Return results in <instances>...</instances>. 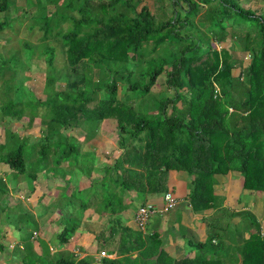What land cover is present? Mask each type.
<instances>
[{
    "label": "trees",
    "instance_id": "trees-1",
    "mask_svg": "<svg viewBox=\"0 0 264 264\" xmlns=\"http://www.w3.org/2000/svg\"><path fill=\"white\" fill-rule=\"evenodd\" d=\"M25 1L28 8L37 5L34 0ZM183 1L187 7L183 14L194 11L195 16L203 13L205 4L206 23L221 26L209 38L218 43L222 34L233 47L218 51L209 40L208 49L197 55L202 41L193 48L184 42L192 37L183 34V26L192 22L187 15L183 21L175 11L174 16L158 21L146 5H139L141 0H40L32 27L40 29L41 42L46 44L41 49L46 68L39 78L43 98L41 90L34 91V85L32 91L24 90L15 82L17 76L4 81L14 68L9 66L11 59L0 58V78L5 88L0 99V122L6 129L7 120L21 122L27 128L38 120L41 131L40 137L28 145L33 154L26 152L25 143L12 146L11 138L0 144V163L27 176L30 188L40 173L51 169H55V178L65 182V217L58 221L63 226L58 234L63 247L60 256L54 262L47 257L49 250L36 254L32 247H26L31 260L26 259V264L95 262L92 257L80 259L66 250L89 206L80 199L83 203L77 207L81 211L76 215L71 211L76 194L81 197L88 192V188L74 185L81 180L90 188L96 184L97 189H104L107 202L103 206L112 208L99 215L108 218L110 227L95 233L100 252L111 258H99L98 264H120L125 259L130 264H237L239 258L230 257L224 242L213 243L220 239L213 234L206 242L194 244L198 256L174 260L159 250L155 236L143 239L140 230L123 225L115 210L120 205L113 203L114 198L124 199V192H165L168 170L184 169L185 159L191 161L188 172L194 174L189 198L195 210L216 204L215 176L229 171L240 173L243 190L264 196V21L241 9L236 0ZM13 6L10 0H0V13L6 15ZM10 20L7 15L0 21V32ZM242 21L256 22L259 29L240 33L237 28L243 26ZM230 26L233 29L228 30ZM52 40L60 43L66 56L62 69L55 66L54 48L47 44ZM25 49L35 50L30 46ZM247 56L248 65L236 75L239 58ZM28 62L27 68L23 64V72L32 71V60ZM161 76H165L166 89L153 93ZM140 99L145 106L137 110L134 105ZM104 120L116 121L123 153L115 164L97 167L96 153L83 151L73 132L81 130L84 141H90L93 135L86 126L93 127L96 134ZM19 131L7 130V134L18 136ZM141 136H145L144 141ZM20 137L30 140L29 136ZM117 167L123 169L121 177L112 178L108 173ZM89 202L92 205L94 201ZM261 233L257 231L244 241L239 252L241 264H264ZM6 248L0 241L1 254Z\"/></svg>",
    "mask_w": 264,
    "mask_h": 264
},
{
    "label": "rangeland",
    "instance_id": "rangeland-1",
    "mask_svg": "<svg viewBox=\"0 0 264 264\" xmlns=\"http://www.w3.org/2000/svg\"><path fill=\"white\" fill-rule=\"evenodd\" d=\"M10 1L12 3H15V6L10 8L6 15L0 13V21L6 19L7 15L13 19L10 20L8 25L0 32V58H2L3 60L11 59L9 66L14 69L12 70V72H9L5 75V80L0 78V99L3 97L5 89L3 86L4 81H11V77L15 80L16 76L17 79L15 80V82H19L21 86H23L24 90H31L32 88L30 87L34 85V87H36L37 89L34 91L41 90L40 97L43 98L44 91L42 84L39 83V78L43 76L42 69L46 68L45 58L41 53L42 47H44V45L46 44H44V42H41L42 32L40 31V29L38 27H32L33 14L36 12V7L40 3V0H34L37 3L35 8H28L27 2L25 0ZM141 2L142 4L139 5H146L152 12V14L156 16V20L158 21H161L160 19H166L168 15H173L175 11L178 13L179 17L182 20L184 19L183 17L187 15L188 18L192 20V22L190 23V25L183 24V34H190L192 35V37L187 40L184 39V42L193 48L199 43L198 41L201 40L202 43L200 44L202 46L197 49V51H195L197 55L203 54L206 49H208L206 42L209 40L211 42V39L209 37L215 36L216 32H218L221 28L220 25L218 26L216 24L215 26H212L209 22L206 23V19L204 17V13L206 12L205 10L202 13L203 17L201 13L195 16L194 11L192 13L189 12L188 14H183V12L186 11L183 9L187 8L186 3L183 0H141ZM215 4H217V2H215ZM199 5L201 4L199 3ZM242 25L243 26H241L240 28L244 30L243 34H246L247 32L253 33V31L259 29V24L253 21H242ZM205 29L208 30L207 34L203 32ZM231 29H233V27L230 26L228 30ZM220 35L221 36H219V42H211V46L217 49L229 46H231L232 48L233 44L231 45L224 35ZM47 44L54 48L55 66L58 69L64 68L66 56L62 52L60 43L52 40L50 42L48 41ZM26 46L35 48L36 51L33 49L26 50ZM236 49H238V46ZM233 52L238 53V50H233ZM192 53V51L189 52V54ZM13 56H15V58H13ZM30 60H32V71L24 70L23 72V64L24 67L27 68V66L30 64V62L28 61ZM248 63V61L245 62V60L240 59L238 60L237 67L244 68ZM32 72L36 73V75L32 74ZM16 73L19 74L17 75ZM164 89H166L165 76H161L152 91L153 93H159ZM122 93L123 89L121 88L119 90L120 98L122 97ZM143 101L140 99L135 102L134 106L137 110H141L145 106ZM151 114L153 115V113ZM40 116L41 111H39L37 117L40 118ZM12 123L13 124H11V122H8L7 120L6 124L8 128L6 129L3 127L4 122H0V144L4 143L5 139L7 140L11 138L9 142H11L12 146L18 147L22 143H25L27 144L25 146L26 152L27 150H29V152L33 154L32 148H30L28 145H31V143L35 139H38L40 137V122L36 120L30 127L27 128L21 122ZM23 127L24 129H27L26 132L23 131ZM86 127L89 135H93V139H91L90 141H84V135H82L81 130H76L73 132L78 137L79 142L82 143V149L84 151L89 150V152L93 154L94 151L90 148L94 147L95 153L99 154V157L97 158L96 156L95 159L96 164H101L103 166L107 165V163L105 162H108V164H115V162H117L116 159L123 153V150L120 149L118 144L119 137L116 121H102L96 134H93V127L90 128L88 125ZM12 128L15 131H19L22 129L23 132L19 131L20 134L18 133V136H12L10 133L7 134L6 131L11 130ZM20 135L29 136L30 140L28 141L27 139H23L20 137ZM141 137V140L144 141L145 136ZM118 164L120 165L121 163L119 162ZM182 164L185 165L184 169L172 168L171 170H168V172H179L185 174L193 180L194 174L188 172L190 171L189 169L191 167V161L189 159H185ZM122 170V168L117 167L115 170H112V172H109L108 174L112 178H116L119 176L121 177ZM52 172L55 173V169H51L50 172H43L39 174L38 178L40 179L34 182L33 188H30V181L28 180L27 176H20L14 171L9 170L8 166H6L5 164L0 163V189L4 190L5 192V195L2 196H6L7 194L13 199L12 200L10 198L13 201V204L8 205V199L0 197V209H2L0 210V241L3 242L7 247L2 254L0 253V264H26L25 260L29 259V254L26 251V247H32L31 250L36 254H42V252L46 249L49 250L48 258L54 260V262L56 260L55 258H58L60 256L59 252L61 249H63V247L60 246L58 234L60 233L63 226L58 224V221L62 217H65L64 211H66V209H64L63 206L66 201L62 199V194L65 190V182L62 181V179H60L59 177L55 178L52 175ZM74 185L78 186L82 190L88 188V192H85L84 196L81 197H79L78 193L76 194L75 197H77V199L74 198L71 211L75 213L74 215L81 211V208L77 207V205L83 203L80 201V199H82L84 202L86 201L89 206L83 213L84 218L81 222V228H79L78 231L74 234V240L73 238L70 240V244L67 250L72 252L75 251L74 253H79V256L80 254L84 253L93 255L98 254L100 253V250L98 248L97 252H99L96 253V247L92 245L94 240L92 236H89L88 234L91 230L97 233L99 231H102L103 229L107 230L110 227V223L107 224L108 218H101L99 215H102V212H105L104 209H107L106 212H108L109 210H112V208L103 206L107 202L105 197H103L105 190L97 189L98 187H96V184H93L90 188L89 184H86L81 180ZM106 189L108 190V192H110L112 187H110L108 184ZM119 190L120 189H117L118 193L121 194ZM125 193L126 192H124V195L122 194L124 199L118 200L114 198L113 203L115 205H120V207L118 208L117 206L115 207V210L117 212L116 216L121 217L120 221H122L123 225H128L133 216V213L136 211L140 203L127 200V198L125 197ZM88 197H91L90 200L94 201L92 205L90 204V200H88ZM107 197L109 198V195H107ZM17 203L18 208L17 206H15L14 208H12V211L10 207H13L14 204L17 205ZM74 206H76L75 209ZM17 210L21 212H31L33 214V218H28L26 219V221H23L22 217H24L25 215L17 214ZM250 216L253 220V225L249 227V229L251 228V230L254 231L256 230L255 228L258 227V225H262V227L264 228V222H262L264 221V216L262 217V219L258 217L261 215H257L255 213H251ZM33 233H38L39 235H36L35 240L32 241L31 236ZM107 248L110 249V247ZM192 248L193 246L187 247V254L194 252L192 251ZM79 256L77 257L79 258ZM96 258H98V256ZM28 261L30 262L31 260L29 259ZM120 264H130V261L128 259L121 260Z\"/></svg>",
    "mask_w": 264,
    "mask_h": 264
},
{
    "label": "crops",
    "instance_id": "crops-1",
    "mask_svg": "<svg viewBox=\"0 0 264 264\" xmlns=\"http://www.w3.org/2000/svg\"><path fill=\"white\" fill-rule=\"evenodd\" d=\"M236 2L241 9L251 12L254 15L253 17H257L260 21H264V0H236ZM202 5L204 7V10L206 11V5ZM201 15L203 17V14ZM238 30H240V33H244L243 29L238 28ZM203 32L207 34L208 30L205 29ZM212 40L213 38H211V42L214 43V41ZM214 49L218 51L220 50L219 48ZM247 57L242 60H245V62H249L250 57ZM246 66L244 68H246ZM244 68L236 67L234 72L239 73L240 70H244ZM11 132L16 131L12 128ZM90 149H93V151L95 152L94 147H91ZM96 156L98 158L99 154L96 153ZM105 163H107L108 166L112 165L110 163L108 164V162ZM96 166L100 167L102 165L96 164ZM39 179L40 178H38L37 180ZM214 180L215 183L213 185V192L216 196V204H214V206H212L211 208L203 211L195 210L192 207L191 200L189 198L192 190L191 184L193 180L185 174L175 171H170L167 174V188L165 192L149 194H142L140 192L126 193L125 197L127 198V200L140 203L138 208L145 203H151L159 208L163 207V197L164 194L168 191H172L174 197L177 199V204L174 209L164 213L161 216L157 215L150 218L149 222L146 225V229L141 231L142 238L144 239L146 236L151 235L155 236L160 242L159 250H161L164 254L174 260H181L185 258H195V256L199 255V251L195 248L196 244L206 242L209 238V235L211 234L219 235L220 239L213 240V243L218 241L224 242L223 246H225V250L228 252V254H231L230 257H237V259L239 258L237 260V264H241L239 252L242 249L244 241H246L257 231L264 232V228L262 227V225H258V227L255 228L256 230L254 231H252L251 228L249 229V227L253 225V220L250 216L251 213L261 215L258 216L260 219H262V217L264 216V196L260 192L243 190V178L237 171H229L224 176H215ZM2 191L3 193H0V197L7 198L8 205L13 204V199L11 198V196L7 194L6 196H2L5 195L4 190ZM15 206H17L18 208V203L17 205L14 204L13 207H8H10L12 210V208H14ZM138 208L136 209V211L138 210ZM136 211L133 213V216L127 226L138 230L134 222ZM17 214L25 215L24 217H22L23 221H26L23 218H33V214L31 212H21L17 210ZM209 229H211L212 232ZM89 232L90 233L88 235L92 236L94 240L92 245L96 247V253H98L97 249L99 248V246L95 240V232L92 230ZM37 235L39 234L37 233ZM35 238L36 237L31 236L32 241L35 240ZM72 238L74 240V236ZM188 246H193L192 251L194 252L187 254L186 249ZM75 254L76 256H79V253ZM99 254L100 253L94 255L84 253L80 254L79 258L85 259L88 257H92L93 259H96L95 262H99ZM97 256L98 258H96ZM136 256L137 254L133 255L134 258Z\"/></svg>",
    "mask_w": 264,
    "mask_h": 264
},
{
    "label": "built area",
    "instance_id": "built-area-1",
    "mask_svg": "<svg viewBox=\"0 0 264 264\" xmlns=\"http://www.w3.org/2000/svg\"><path fill=\"white\" fill-rule=\"evenodd\" d=\"M164 206L159 208L151 203H145L144 205L140 206L136 212L135 216V224L138 230L143 231L146 229V225L149 222L150 218L157 215H163L164 213L171 211L175 208L177 204V199L174 197L172 191H168L164 194ZM263 235V232L261 233ZM37 234L33 233L32 237H35ZM103 257H111L107 255L105 252H100L99 258ZM92 264H98L94 262Z\"/></svg>",
    "mask_w": 264,
    "mask_h": 264
},
{
    "label": "clouds",
    "instance_id": "clouds-1",
    "mask_svg": "<svg viewBox=\"0 0 264 264\" xmlns=\"http://www.w3.org/2000/svg\"><path fill=\"white\" fill-rule=\"evenodd\" d=\"M263 235H264V233H263ZM36 237V236H35Z\"/></svg>",
    "mask_w": 264,
    "mask_h": 264
}]
</instances>
